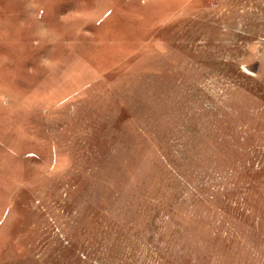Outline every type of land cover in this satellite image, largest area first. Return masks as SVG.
<instances>
[{
	"label": "rangeland",
	"instance_id": "374dc122",
	"mask_svg": "<svg viewBox=\"0 0 264 264\" xmlns=\"http://www.w3.org/2000/svg\"><path fill=\"white\" fill-rule=\"evenodd\" d=\"M0 264H264V0H0Z\"/></svg>",
	"mask_w": 264,
	"mask_h": 264
}]
</instances>
